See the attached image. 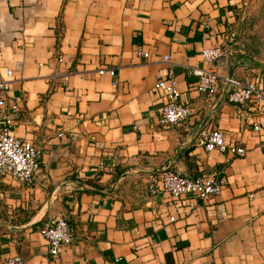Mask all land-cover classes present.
<instances>
[{"label":"crops","instance_id":"obj_1","mask_svg":"<svg viewBox=\"0 0 264 264\" xmlns=\"http://www.w3.org/2000/svg\"><path fill=\"white\" fill-rule=\"evenodd\" d=\"M263 11L264 0H0V80L41 160L32 182L0 175V264H264V114L224 97L230 74L264 76V43L245 38ZM214 45L225 54L205 62ZM192 65L217 70L214 93ZM170 66L193 111L162 125L156 83ZM217 127L246 152L207 149L202 131ZM166 164L228 182L207 200L154 193ZM55 216L76 230L58 256L40 230Z\"/></svg>","mask_w":264,"mask_h":264},{"label":"built area","instance_id":"obj_2","mask_svg":"<svg viewBox=\"0 0 264 264\" xmlns=\"http://www.w3.org/2000/svg\"><path fill=\"white\" fill-rule=\"evenodd\" d=\"M235 35V32L232 33ZM138 54L147 56L148 52L140 48ZM205 62L214 61L225 54L221 45L204 47L201 51ZM169 61V55L165 56ZM106 68H101L103 73ZM112 75H116V69H107ZM189 71L196 78L197 89L204 93H214L217 90L219 73L216 69L205 65H192ZM12 74V69L8 70ZM228 83L224 97L231 102L240 104L248 109H253L264 114V76L254 74L252 76L226 77ZM156 87L163 91L165 100L159 106V123L162 125L179 124L192 115L193 107L189 103L180 100L181 90L177 85V78L172 66L167 77L157 81ZM10 80H0V175H10L16 179L32 182L40 169V147L32 140L22 138L15 133V113L19 110L17 103L11 101L8 96ZM256 130L264 127V119L259 118L253 122ZM202 143L209 150H220L227 156L242 155L246 148L230 141L226 131L221 128H207L202 131ZM228 178L221 170H203L195 176L181 174L170 167L166 168L150 184V190L156 193L164 190L173 196L193 195L200 199H211L219 194L226 186ZM41 233L46 237L49 251L52 255H60L75 239V226L64 216L51 217L44 222ZM24 258L17 254L6 257L4 264H24Z\"/></svg>","mask_w":264,"mask_h":264},{"label":"rangeland","instance_id":"obj_3","mask_svg":"<svg viewBox=\"0 0 264 264\" xmlns=\"http://www.w3.org/2000/svg\"><path fill=\"white\" fill-rule=\"evenodd\" d=\"M259 20L260 21H258L257 25L250 28V31L248 33H255L253 34L254 37L258 39L259 42L264 43V11L261 13ZM245 38H249L248 40H250L252 37L250 36V34H247Z\"/></svg>","mask_w":264,"mask_h":264},{"label":"trees","instance_id":"obj_4","mask_svg":"<svg viewBox=\"0 0 264 264\" xmlns=\"http://www.w3.org/2000/svg\"><path fill=\"white\" fill-rule=\"evenodd\" d=\"M247 44H248V47L251 49V47H255L256 46L255 44H257V46L259 45V40L256 39L254 36H252V38L247 41ZM257 52H258V50H257Z\"/></svg>","mask_w":264,"mask_h":264},{"label":"water","instance_id":"obj_5","mask_svg":"<svg viewBox=\"0 0 264 264\" xmlns=\"http://www.w3.org/2000/svg\"><path fill=\"white\" fill-rule=\"evenodd\" d=\"M230 75H232V74H230ZM169 166H170V164H166V165L163 167L162 171L165 170L166 168H168Z\"/></svg>","mask_w":264,"mask_h":264}]
</instances>
